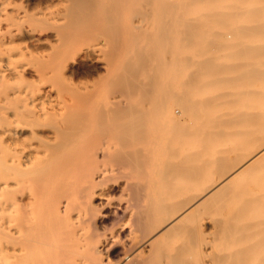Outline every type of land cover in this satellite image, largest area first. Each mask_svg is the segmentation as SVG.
Wrapping results in <instances>:
<instances>
[{
  "label": "bare ground",
  "instance_id": "obj_1",
  "mask_svg": "<svg viewBox=\"0 0 264 264\" xmlns=\"http://www.w3.org/2000/svg\"><path fill=\"white\" fill-rule=\"evenodd\" d=\"M0 264H264V0H0Z\"/></svg>",
  "mask_w": 264,
  "mask_h": 264
},
{
  "label": "rangeland",
  "instance_id": "obj_2",
  "mask_svg": "<svg viewBox=\"0 0 264 264\" xmlns=\"http://www.w3.org/2000/svg\"><path fill=\"white\" fill-rule=\"evenodd\" d=\"M175 106V107H174ZM177 106V107H176ZM171 108H172V111L175 115H178L176 116L177 117V120H189V118L186 116V115H182L183 114V110L182 108L177 105V104H172L171 105ZM174 108V109H173ZM176 109V110H175Z\"/></svg>",
  "mask_w": 264,
  "mask_h": 264
}]
</instances>
